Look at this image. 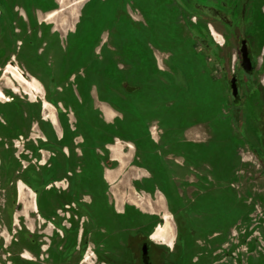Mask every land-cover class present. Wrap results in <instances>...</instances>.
<instances>
[{"label":"rangeland","instance_id":"rangeland-1","mask_svg":"<svg viewBox=\"0 0 264 264\" xmlns=\"http://www.w3.org/2000/svg\"><path fill=\"white\" fill-rule=\"evenodd\" d=\"M54 1L59 13L49 19V22L54 21L58 25L61 35L63 36L66 31L73 29L77 23L80 24V32H83L84 27L89 23V7L91 8L89 3L87 4L89 0ZM171 9V14L167 13L170 22H165V15L157 14L154 29L150 33L141 28L138 32H134L132 37L130 33L126 35L125 31L122 32V36L115 31V34L112 35L113 42L108 39L111 51L118 53L117 56H114V61L118 64L120 73L116 77L110 71L107 72V77L104 73L95 75L97 78L92 79V87L98 84L104 88L107 84L106 86L111 89L106 92L99 90L98 95L92 89L90 95L91 98L93 97L92 107H89L91 102H89L87 94L85 95L83 92L81 95L86 98L82 102H79L72 92L66 91L65 94V92L59 91L57 96L45 94L37 76L33 77L34 81L26 78L27 83L21 84L13 78L10 69L8 70L10 72L7 73H4L3 70L0 71V90L3 93L7 92V100H9V102L3 103L5 98H0V109L7 104V115L11 119L7 116V135H3L6 127L1 123L2 118H0V134H2L0 135V264H24L20 261L24 251L32 256L31 260H26L28 264H51L54 261L55 247L62 248L59 249L62 252L69 246L70 238L75 236V232L69 227V209L63 207V202L60 199L61 193H65L64 198L67 199V181L58 187L45 189L44 185L48 179L44 178L40 180L42 185L38 189V195L32 190L33 198L25 190L24 195L28 204L25 211H23V205L18 201V182H22L29 188V185L24 181L29 180L30 176L26 174L23 166L33 161L35 163L33 166L40 167L33 158L29 157L27 144L35 146L39 137L48 135L50 130L49 121L45 118L49 110L39 109L35 106L40 102H47L51 105L55 116L60 121L63 131L59 128L58 132L55 131L54 133L58 138V148L61 151L66 150L65 146L69 145L71 150L76 151L79 162L86 151H102L101 141L133 139L138 136L139 124L144 123L146 129L148 125L155 123L156 134H161L164 141L169 136L178 137L183 134L188 142L202 144L204 160L210 165V161L215 160L214 162L217 161L220 167H236L237 172L239 168H246L242 173L239 172L240 181H237L233 189L236 195L228 202L232 204V207L226 205L227 200L219 203L221 211L214 209V207L179 206L172 201H167L164 196L168 190L165 185L167 176L163 169L166 162L163 151L165 150V142H160L156 145L152 155L154 159H151L152 162H150L152 178L149 175L145 181H134L136 178H141L142 175L127 163L129 158L125 157L114 182L107 184V189L111 188L107 191V196L109 201L120 204L118 209L125 205L129 208L128 211L130 212L127 213L129 217L121 226L123 237L140 234L148 238L149 234L163 223L161 217L169 215L167 211V207H169L171 209L169 221L172 223L173 240L176 233L179 236L178 247L192 245L200 246L206 250V248H210L208 244L210 242L212 252L221 249L224 252L233 253L231 257L234 260L225 259L224 263L229 261L235 264H264V179L250 183H245L243 179L248 176L249 171L252 174L250 176H254L260 171V168L239 133L230 125H227L225 130L222 129V124L228 123L229 120L227 92L223 84L220 67L213 65L212 55L194 40V32H196L194 25L197 16L189 12L181 14L175 11L173 4ZM140 22H142V17ZM203 31L211 43L220 47L221 39L220 42H217L206 24ZM215 32L220 35L219 31ZM100 37L105 39L106 35L97 34L98 41H100ZM115 39L119 41L118 48L113 45ZM95 44H97L95 49L98 50L100 42ZM261 59L262 55H259L258 66L261 64ZM10 65L16 71L20 72L22 69V66L15 62ZM16 66H19V69ZM122 80L125 83L126 81L129 82V87L140 88L139 92L135 93V97L142 103L145 114L136 111L132 94L121 88ZM9 83L12 88L18 89L17 93L11 90ZM60 85L62 84L60 83ZM216 87H218L219 100L217 93H215ZM149 90H152L151 98H148L147 95ZM12 98L13 100H11ZM102 98L110 102L116 108L112 107L120 113V116L114 115L118 117L112 124H104L106 132H104L105 127L102 124V118L95 112L102 107H100L102 105L100 99ZM150 105L155 107L154 110L149 111ZM216 109H219L220 113L218 126L214 120ZM40 111H42L41 115ZM41 117L45 119L41 120ZM17 128H21L19 134L23 139L16 136L18 134ZM228 128L230 131L227 130ZM218 129L221 131L220 133H218ZM100 132H103L102 140L97 138ZM51 134L53 133L51 132ZM230 136L233 139L228 141ZM25 137L29 138L28 143H25ZM11 139L14 141L10 143ZM67 141H70L71 144H67ZM7 145L9 147L13 145V147L7 149ZM175 149L181 150L176 146ZM186 150L189 151L190 149ZM12 151L18 158L14 157ZM48 153V150L44 149L41 159H47ZM140 161L143 160L140 158ZM12 162H17L18 168H14L19 170L18 174L10 172L9 165ZM112 163V169H116L119 165L116 161ZM77 165L78 185L76 192L78 193L80 186L84 184L89 165L85 164L82 172V165L80 163ZM59 175L61 174L59 173ZM107 176L109 177V174ZM172 183L181 194L187 192L186 196L191 201L192 189L183 192L181 190L182 180L178 176L173 177ZM133 188L139 195L134 194ZM160 197L163 199V206L156 207V202ZM137 198L143 203L145 210H141L140 207L131 203V200H137ZM239 199L245 200L246 206H243ZM84 200L89 201L90 199L85 197ZM33 204L36 207L35 211ZM147 204L152 205L153 210H149ZM229 208L230 212H225ZM190 209L191 213L187 216L189 222L187 227L182 218L179 219L177 212L184 213ZM217 211L220 212V215L224 214L221 216L220 222H217L215 217H209L216 214ZM233 213L236 215L235 217L226 219L228 214ZM52 217L56 220L53 221ZM203 218L204 220H202ZM191 226L200 234L202 232L200 236L203 238L199 236V233L193 239L188 238L190 233L187 228L191 230ZM162 231L164 232L165 229L157 228L152 239L169 242V238L161 234ZM206 235L210 237H206ZM29 237L33 239L30 240ZM57 237L59 241H57ZM148 240L150 239L148 238ZM150 241L157 246L166 248L165 245ZM48 247L49 249H47ZM99 249L108 257L107 264H124L126 261L123 250L120 249L119 245L113 246L110 237L106 250L108 253H106L104 245L100 246L95 238H92L86 252V255H89V262L83 264H94V253ZM177 255L174 254L173 257ZM211 256L209 254L208 257L212 258ZM220 258H224V256L219 255L218 258L215 257V260Z\"/></svg>","mask_w":264,"mask_h":264},{"label":"flooded vegetation","instance_id":"flooded-vegetation-1","mask_svg":"<svg viewBox=\"0 0 264 264\" xmlns=\"http://www.w3.org/2000/svg\"><path fill=\"white\" fill-rule=\"evenodd\" d=\"M88 3L91 6V8L89 7L90 12L88 11L89 23L84 27L83 32H80V24L77 23L73 29L66 31L62 36L58 25L54 21L49 22L48 18V15L53 12L59 13L54 0H0V71L3 70L4 73H7L10 72L8 71L10 69L13 78L21 84L27 83L26 78L33 80V77L37 76L45 94L57 96L59 91H63L65 94L66 91L72 92L77 100L82 102L86 98L82 97L83 92L89 97V102H91L89 107H92L93 97L90 96L92 89L96 91L97 95L99 90L106 92L111 89L106 86L107 84L104 88L98 84L92 87V79L97 78L95 75L104 73L107 77L106 74L110 71L116 77L120 73L118 64L114 61V56H117L118 53L111 51L108 39L113 42L112 35L115 34V31L121 36L122 32L125 31L126 35L130 33L132 37L133 33L138 32L141 28L150 33L154 29L157 14L165 15L164 20L169 23L170 19L167 17V13L171 14V5L173 4L175 11L181 14L189 12L197 16L194 25L196 28L194 40L212 55L213 65L220 67L223 84L227 92L229 111L228 123L222 124V129L225 130V127L230 125L239 133L260 168V171L254 176H250L252 174L249 171L248 176L243 178L245 183L262 181L264 179V0H89ZM86 9L88 10V8ZM141 17L142 22H140ZM205 24L217 42H220L221 39L220 47L211 43L208 36L204 34L203 27ZM214 30L219 31L220 35ZM97 34L106 35V37L105 39L100 37V41H98ZM96 42H100L98 50L95 49ZM118 42V39H115L113 43L116 48H118ZM243 46L246 48L250 61L248 69L243 65L241 52ZM259 55H262L260 66H258ZM14 62L22 66L20 72L10 65ZM16 68L19 69V66ZM123 82L122 80L121 88L130 92L128 91L129 82ZM8 85L10 86V83ZM233 85L236 94L233 93ZM131 87L134 88L135 86ZM11 90L15 93L18 92L16 88L11 87ZM215 93H217L219 100L218 87L215 88ZM0 98H5L3 103L9 102L7 92L3 93L0 90ZM100 102L103 105L108 101L102 98ZM108 103L113 106L110 102ZM58 104L60 103L58 102ZM35 106L39 109L49 110L45 118L49 121L50 130L48 135L39 137L35 146L27 144L29 157L33 158L40 167L33 166L35 164L33 161L23 166L26 174L30 176L29 180L24 181L29 185V188L22 182H18V201L23 205V211H25L28 207L24 195L25 190L33 198L32 190L36 191V195H38V189L42 185L40 180L48 179L44 185L45 189L58 187L67 181V199L64 198L65 193H61L60 199L63 202V207L69 209V227L75 232V236L70 238L69 246L62 252L59 251L62 248L55 247L54 261L51 264L88 263L89 255H86V252L89 249L91 239L95 238L100 246L104 245L106 251L109 237L113 246L119 245L120 249L123 250L126 260L124 264H144L143 250L147 253L149 264H235L229 261L223 262L225 259H233L231 257L233 253L230 254L229 251L224 252L221 249L212 252L210 242H208L210 248H206V250L200 246L192 245L178 247L179 236L176 233L173 240L172 223L169 221L171 209L169 207H167L169 215L161 217L164 224L157 226L148 236L150 240L165 245L166 248L157 246L145 235L136 234V236L126 235L123 237L121 226L129 217L127 215L130 212L128 211L129 208L125 205L118 209L120 204L109 201L107 196V191L111 189H107V184H110L107 180L112 181L115 178L124 162L118 153V149L112 147L110 150L113 158L118 160L120 169L116 172L106 171L107 168H112V161L114 160L110 157L107 144L114 143V141H101L102 151H86L83 155L84 159L82 158L79 162L76 151L71 150L69 145L65 146L66 150L61 151L58 148V138L54 133L55 131L58 132L59 128L61 131L63 130L52 106L47 102H40ZM3 107L0 109V118H2L1 123L6 127L3 135H7V104ZM95 112L102 118L101 121L105 127L104 132H106L104 124H110H107L103 118L101 108ZM41 114L42 111H40ZM109 115L107 113V117ZM219 116V109H216L214 120L217 126L220 122ZM45 118L41 117L40 119L44 120ZM227 130L230 131L229 128ZM16 131L18 134L21 133V128H17ZM220 132L218 129V133ZM18 134L16 136L23 139ZM97 136L99 140H102L103 132ZM228 139L231 141L233 138L230 136ZM165 140L167 159L163 169L167 176L165 185L168 187L166 193L163 191L165 199L179 204V206L214 207L218 211H221L219 203L227 200L226 205L232 207V204L228 202L236 195L233 189L237 181H240L239 172L242 173L246 168H239L238 172L221 177L218 172L217 161L209 160L211 165L205 162L202 144L188 142L183 134L178 137L169 136ZM13 141L14 139H11L10 143ZM28 142L29 138L25 137V143ZM67 144H71V142L67 141ZM175 146L181 150L177 151ZM10 147L7 145V149ZM126 147L133 149L134 145L127 144ZM156 147V145L150 146L153 150ZM44 149L49 152L45 160L41 159ZM12 154L18 158L13 151ZM140 162L139 157H136L134 152L129 155L127 163L132 168ZM78 163L82 165L81 172L84 170L85 164H88L89 167L87 168L88 173L85 174L84 184L80 186L77 193L78 176L76 168ZM147 164L148 162L144 163V165ZM14 167L18 168L17 162H12L9 165L10 172L18 174L19 170ZM174 176H178L182 180L181 190L183 192L192 189L191 201L186 196L187 192L181 194L173 186ZM149 177L152 178V174ZM85 197H89L90 200H84ZM239 201L243 206H246L245 200L239 199ZM131 203L140 207L141 210H145L143 203L138 198L131 200ZM163 203V199L160 197L155 206H163ZM147 205L149 210H153L152 205ZM33 210H36L35 204H33ZM218 211L215 214V219L220 222L221 216L224 214L220 215ZM225 212L229 213L230 208ZM244 212L246 211L244 210ZM177 213L179 219L182 218L188 227L187 216L191 213V209L184 213L180 211ZM235 216L234 213L228 214L226 219L229 220ZM52 220L55 221L56 219L52 217ZM161 227L165 229L164 233L169 238V242L152 239L157 228ZM190 228L191 230L187 228L190 233L188 238L193 239L199 232L194 230L192 226ZM201 234L199 233V236ZM206 237L210 236L206 235ZM29 239L32 240L33 238L29 237ZM56 239L59 241L58 237ZM101 251L99 249L94 253V264H107L108 257ZM192 251L194 252L191 253ZM106 253L108 252L106 251ZM174 254L178 255L173 257ZM209 254L212 255V258L208 257ZM21 255L22 260L20 261L24 264H28L26 260L32 259L31 254L26 251ZM219 255L224 256V258L215 260V257L218 258Z\"/></svg>","mask_w":264,"mask_h":264},{"label":"crops","instance_id":"crops-1","mask_svg":"<svg viewBox=\"0 0 264 264\" xmlns=\"http://www.w3.org/2000/svg\"><path fill=\"white\" fill-rule=\"evenodd\" d=\"M139 89L140 88H138L136 91H133L131 97H132L133 105H134V108L136 109V111H138L141 114H145L144 113L145 109L143 108L142 103H140V100L135 97V93L139 92ZM147 95H148V98H151L152 90L151 91L149 90ZM164 99H165V97H164ZM150 108L151 109L149 111H152V109L154 110L155 107H152L150 105ZM101 111H102V115H103V117H104V119H105L107 124H111L115 120V118L120 116V113L117 112L108 102L103 103V105L101 107ZM107 113H108V115L109 114H111V115H109L107 117ZM114 115H118V116L115 117ZM155 128H156L155 127V123H151L150 125H148L146 127V129L144 128V123L142 125L139 124L138 129L140 131H137L138 136H136V138H133V139L132 138H128L126 140H122V139H118L117 140L116 139L114 141V143H108L107 144L108 151H109V154H110L111 158H113V156H112V151L110 150V148L116 147L118 149V153H119L120 157L123 158V160H125V157L129 158V155L133 154V152L136 154V157H139V160H140V158L143 160L142 162L138 163L136 166L133 167L134 170L139 171L140 174L142 175L141 178H136V180H134V181H137V182L145 181L148 178V176L150 174H152V165H151L150 162H152L151 159H154L153 158L154 156H152V155L155 152V150H153L152 148L150 149V146H152V145L154 146V145H157L160 142H164V140L162 138V135L161 134H156V131H155L156 129ZM140 132H142V133H140ZM127 144H130V145L133 144L134 148L133 149L127 148L126 147ZM164 148H165V146H164ZM163 151H164V156L167 159L166 148ZM113 161H116L119 164L118 160L114 159ZM146 162H148V164L144 165V163H146ZM125 164H126V162H125ZM118 169H120L119 165H118V167L116 169L107 168L106 171L116 172ZM218 172H219L220 176H222V175L223 176H227L228 174L236 172V167L223 168V167L219 166ZM134 181H133V183H134ZM107 182H109L111 184V183L114 182V179L112 181H108L107 180ZM133 191H134V194L139 195L137 193V191L135 190V188H133ZM203 212H205V211H203ZM209 217L213 218V217H215V214L211 215ZM202 220H204V218Z\"/></svg>","mask_w":264,"mask_h":264},{"label":"water","instance_id":"water-1","mask_svg":"<svg viewBox=\"0 0 264 264\" xmlns=\"http://www.w3.org/2000/svg\"><path fill=\"white\" fill-rule=\"evenodd\" d=\"M241 52H242V57H243V65L248 69L250 67V61H249V58L247 56V51H246L245 46H243L241 48ZM233 93L236 94V89H235L234 85H233ZM163 224H164V222L162 223V225ZM143 262H144V264H149L148 259H147V253L144 250H143Z\"/></svg>","mask_w":264,"mask_h":264},{"label":"bare ground","instance_id":"bare-ground-1","mask_svg":"<svg viewBox=\"0 0 264 264\" xmlns=\"http://www.w3.org/2000/svg\"><path fill=\"white\" fill-rule=\"evenodd\" d=\"M56 14H57V13L53 12V13H51V14L48 15V18H49V19H52ZM19 80H22V79H19ZM21 82L23 83V81H21ZM15 91H16V90H15ZM18 184H19V183H18ZM161 234L167 238V235H165V233H164L163 231L161 232Z\"/></svg>","mask_w":264,"mask_h":264},{"label":"trees","instance_id":"trees-1","mask_svg":"<svg viewBox=\"0 0 264 264\" xmlns=\"http://www.w3.org/2000/svg\"><path fill=\"white\" fill-rule=\"evenodd\" d=\"M132 90L136 91V90H137V87H135V88L129 87V88H128V91H130V92H129L130 94L133 93V92H131ZM35 192H36V191H35Z\"/></svg>","mask_w":264,"mask_h":264}]
</instances>
